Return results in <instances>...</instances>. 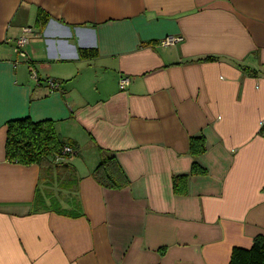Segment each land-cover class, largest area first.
I'll use <instances>...</instances> for the list:
<instances>
[{
  "label": "crops",
  "instance_id": "obj_1",
  "mask_svg": "<svg viewBox=\"0 0 264 264\" xmlns=\"http://www.w3.org/2000/svg\"><path fill=\"white\" fill-rule=\"evenodd\" d=\"M24 118L75 153L10 162ZM103 155L126 187L94 179ZM258 236L264 0H0V264H231Z\"/></svg>",
  "mask_w": 264,
  "mask_h": 264
},
{
  "label": "trees",
  "instance_id": "obj_2",
  "mask_svg": "<svg viewBox=\"0 0 264 264\" xmlns=\"http://www.w3.org/2000/svg\"><path fill=\"white\" fill-rule=\"evenodd\" d=\"M47 15L41 10L38 13V21L45 23ZM81 57L92 58L97 54L96 50H81ZM63 82L60 81V84ZM202 139H191L190 150L193 155L203 150ZM199 146V147H198ZM64 144L58 139L52 121L34 122L30 118L13 120L7 123L6 157L10 162L22 165L41 163L50 156L62 157ZM102 153L104 151L102 150ZM103 155L100 165L93 173L94 179L100 186L107 189H120L128 185V182L120 169L116 159ZM194 167V173H198ZM203 173V171H200ZM177 180L174 182V191L179 192ZM231 264H264V237L258 236L251 249L234 248Z\"/></svg>",
  "mask_w": 264,
  "mask_h": 264
},
{
  "label": "built area",
  "instance_id": "obj_3",
  "mask_svg": "<svg viewBox=\"0 0 264 264\" xmlns=\"http://www.w3.org/2000/svg\"><path fill=\"white\" fill-rule=\"evenodd\" d=\"M32 33L33 30L31 28H25L24 34L14 42L16 54L20 55L23 58H25L24 48L29 43L28 35H31ZM182 40L183 39L181 37L172 36L164 39L161 44L164 46H172L180 43ZM32 78L35 80L39 79L38 74L35 71H32ZM47 83L52 89H58L60 87V83L58 81L49 80ZM126 84V79L121 80L122 88H124ZM74 153L75 151L70 147H65L63 150V154L73 155Z\"/></svg>",
  "mask_w": 264,
  "mask_h": 264
}]
</instances>
